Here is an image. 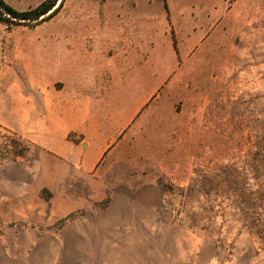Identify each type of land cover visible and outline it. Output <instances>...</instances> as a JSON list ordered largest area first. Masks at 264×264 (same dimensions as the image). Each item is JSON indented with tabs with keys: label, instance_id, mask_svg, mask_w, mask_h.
<instances>
[{
	"label": "rangeland",
	"instance_id": "374dc122",
	"mask_svg": "<svg viewBox=\"0 0 264 264\" xmlns=\"http://www.w3.org/2000/svg\"><path fill=\"white\" fill-rule=\"evenodd\" d=\"M59 1L0 10V264H264V0Z\"/></svg>",
	"mask_w": 264,
	"mask_h": 264
},
{
	"label": "crops",
	"instance_id": "0c3cea01",
	"mask_svg": "<svg viewBox=\"0 0 264 264\" xmlns=\"http://www.w3.org/2000/svg\"><path fill=\"white\" fill-rule=\"evenodd\" d=\"M160 1L162 2L166 15L169 14L171 16L173 23L175 21L174 19L178 20L179 23L180 22L184 23V21L188 19V16H190L191 14L192 9L186 6L185 0H172L174 7H171V4L169 3L168 0H160ZM232 2L230 0H223L218 3L221 5L228 6V4H232ZM175 3L177 4V6ZM157 7H158L157 9H160L159 6ZM135 8L137 9V6H135ZM137 14H136L135 20H127L124 24H121L119 28V31H120L119 37L111 36L109 40V44L112 46H117V44H120V50L122 51L121 58L119 60L121 68L122 67L127 68V67H124L123 65L125 64V66H127V61L131 60L130 53L132 52V50L137 51V47L135 48L134 46L138 45L140 39L143 37L144 27L142 24V20L138 19ZM135 60L137 62L136 58ZM139 69L140 68L135 63V65H133L132 67V70L134 71L135 76L139 75L138 73ZM125 87L127 86L125 85ZM134 87H136L134 89L135 91H139V90L143 91V89L141 88L142 87L141 83L138 84L137 81Z\"/></svg>",
	"mask_w": 264,
	"mask_h": 264
},
{
	"label": "trees",
	"instance_id": "16d2710c",
	"mask_svg": "<svg viewBox=\"0 0 264 264\" xmlns=\"http://www.w3.org/2000/svg\"><path fill=\"white\" fill-rule=\"evenodd\" d=\"M58 0H43L42 2L38 3L34 7H30L26 10H16L11 5L7 4L4 0H0V10L1 12H6L11 17H14L18 20H33L39 18L41 15L49 12L53 13L59 6H61L62 1L57 2ZM3 151H0V160L3 158V154L5 152L11 151L9 145L5 143L3 145ZM21 150H18L17 153L14 152L15 155H21Z\"/></svg>",
	"mask_w": 264,
	"mask_h": 264
}]
</instances>
